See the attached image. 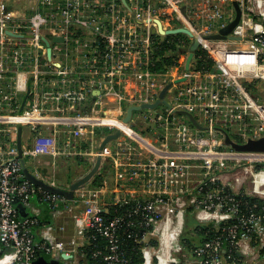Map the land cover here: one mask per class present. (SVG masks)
I'll use <instances>...</instances> for the list:
<instances>
[{
    "label": "built area",
    "instance_id": "obj_1",
    "mask_svg": "<svg viewBox=\"0 0 264 264\" xmlns=\"http://www.w3.org/2000/svg\"><path fill=\"white\" fill-rule=\"evenodd\" d=\"M36 1L27 21L18 22L16 13L0 0V131H16L17 124L35 131L38 125L54 123L67 126L74 136L91 138L96 128L109 133L120 130L124 141L115 153L107 145L102 151L97 148L88 153L91 158L99 156L101 162L110 159V181L75 190L73 201L80 210L74 221L79 234L87 240L89 233L92 240L103 242V248L92 256L99 257L101 264H128L122 247L126 239L139 247L142 264H160L156 254L161 245L159 228L179 216L177 244L170 254L173 260L164 262L178 264L182 262L185 215L190 213L197 222L211 223L220 230L195 250L197 264H264V211H254L255 204L239 198L264 199V151L234 150L224 144L218 131L222 128L237 143L264 135V0H237L242 15L230 34L239 39L204 38L230 21L225 5L232 0ZM246 2L249 6H244ZM254 11L261 21L254 20ZM158 13L187 27L192 38L198 39L199 48L213 60L215 70L193 68V58L188 70L184 59L180 68L161 73L151 70L152 30ZM48 34L64 39L58 50L63 64L53 60L51 43V59H43L46 46L42 37L50 42ZM78 34L85 38L79 40ZM69 61L80 72L77 79L91 81L100 91L85 111L74 103L86 99L91 91L88 87L63 94L43 90L49 75L62 84L67 82ZM8 73L13 74V90ZM127 75L138 85L133 95L121 89ZM28 76L33 85L30 106L15 112L12 101L19 90H26ZM179 78L185 80L174 83ZM168 82L173 83L167 91L169 97L165 94L170 107L161 104L159 115L144 116L151 131L137 130L130 121L123 122L124 116L107 109L108 98L131 105L153 102ZM52 96L72 101L69 107L75 114L44 112L42 103L50 102ZM176 110L191 113L203 128L195 127ZM31 153L55 155V136L35 135ZM194 169L202 170L203 177L191 186ZM37 194L52 210L67 200L23 177L14 145L0 148V264H31L40 252L56 257L68 254L67 248H76L74 238L65 243L44 234L42 240H34L32 227L38 222L39 210L31 199ZM15 202L30 214L20 219ZM8 248L11 251L4 252ZM7 256L9 261L3 263Z\"/></svg>",
    "mask_w": 264,
    "mask_h": 264
},
{
    "label": "crops",
    "instance_id": "obj_2",
    "mask_svg": "<svg viewBox=\"0 0 264 264\" xmlns=\"http://www.w3.org/2000/svg\"><path fill=\"white\" fill-rule=\"evenodd\" d=\"M155 5L157 2L154 3ZM37 7V1L31 0V4L29 6V14L20 13L22 15V18H17L19 21L25 22L26 17L30 16V14L36 9ZM158 19L161 21L163 28H172L173 26H176L173 24V19L165 14L158 13L157 14ZM157 32L155 31L156 34ZM165 37V36H164ZM48 38L50 40V43L52 45V48L54 49V56H52L53 60L59 61L63 64V57L61 55V52L59 47H62L61 43H63L64 39L60 35H54V34H48ZM55 38H58V40H54ZM85 38V36H79L78 39L82 40ZM163 39V38H161ZM186 55L182 58V60L186 59ZM46 61H48L47 56L45 54V57L43 58ZM69 61L68 62V68L70 69V73L67 76V82L65 84H62L60 82V79L57 77H54V75H49L44 80L46 86L44 87V92L48 93H56V92H63L69 91V90H75L77 87L83 91V87H88L91 89L90 94L85 92V98L83 101L78 102L75 101L76 108H79L80 106L85 111L92 103L93 101L100 95V91L97 90L95 85L91 81H87L86 79H77L81 76L79 75L80 72L77 70L78 68H74V63ZM183 64V63H182ZM185 64V61H184ZM77 70V71H76ZM8 75H12L11 77V89L12 88V81H13V74L8 73ZM82 82V85H77L74 82ZM123 85L121 86L122 92L124 94H135L138 90L137 82L134 80L133 76L127 75L123 80ZM158 86L160 83L157 84ZM26 90H19L16 94L15 98L12 101V110L15 112H22L25 109H27L30 106L31 100H32V81L31 76L27 78V81L25 83ZM29 91V92H28ZM31 91V92H30ZM59 93V94H61ZM55 94H53L54 96ZM170 95V92H166V97L168 98ZM50 97L49 101H44L45 103H42V107L44 109V112H46L49 115H60V114H75L76 111L73 109H70L69 105L72 101L68 100L67 98H64V96L59 98H53ZM157 97H153V100H155ZM108 101H106V105L108 106L107 109L112 114L118 115V116H125L126 109L129 104L128 102H123V104L118 103L116 101H113L112 99L108 98ZM73 103V102H72ZM79 104L80 106L78 107ZM160 107V106H158ZM155 109V108H154ZM163 110V109H162ZM159 111H161V107L159 110L153 111V109H142L138 110L132 113L131 119H130V125H132L135 129H138L136 126H134V120L138 117H144V116H156L159 115ZM26 127V133H24L22 129L21 134V144H22V150H23V156L25 159V165L28 168L30 172H32L37 177L41 178L48 184L54 183L56 187L68 189L70 184L75 180L76 177L79 175L85 173L89 167L93 163V158L85 155L86 153H89V149L93 148L94 143L99 140V143L103 136L107 133H109L108 129H102V128H96L94 130V135L91 136H74L72 133V130L69 129L67 126L62 124H54V123H45L38 125L36 127L35 131H32L29 126H23ZM151 127V126H150ZM99 130V133H97L96 130ZM103 130V133L100 132V130ZM107 131V132H106ZM35 135H46V136H55L56 138V147H57V153L55 155L51 154H40V155H32L31 149H32V143L33 138ZM96 141V142H95ZM122 141H124V137L120 136L118 139L111 141V145L107 144V147L110 152L115 153L118 149V146L121 144ZM16 131L11 130L8 134L1 133L0 131V148H6L9 145H14L16 147ZM99 145V144H98ZM91 160V161H90ZM102 165H100V174L103 175L100 177V181L98 184L92 183V179L85 185L88 186H101L105 184V181H110L111 179V161L109 158H105L102 160ZM75 197V191L73 195V199ZM72 200H66V203L58 202V206L56 209L52 210L50 209L44 202H40L37 200V198H32L31 203L33 206L37 207L39 210L38 213V219L39 222L37 225H35L32 228V233L35 241H40L43 239L44 234L51 235L57 240H62L65 243L70 241V239L74 238L77 241L76 248L69 249L67 248L66 251L68 254L61 253L56 257H52L47 254H40L39 256H43L46 260V264H87L85 257H84V245H86L87 240L85 237L83 238L78 231L77 226L75 225L74 221V215L79 212L80 208L79 206H76L74 204V201ZM16 208L18 209V217L24 218L30 214V210L25 208L24 206V215H21L19 213V208L17 206V203L15 204ZM67 206V208H65ZM69 247V246H67ZM71 248V247H70ZM64 255L66 258L62 257ZM38 256V257H39ZM52 261V262H51Z\"/></svg>",
    "mask_w": 264,
    "mask_h": 264
},
{
    "label": "water",
    "instance_id": "obj_3",
    "mask_svg": "<svg viewBox=\"0 0 264 264\" xmlns=\"http://www.w3.org/2000/svg\"><path fill=\"white\" fill-rule=\"evenodd\" d=\"M231 4H232L233 10H234L233 18L224 27L220 28L216 33L205 35L204 38H207V39H239V37L232 36L230 33L233 31L235 26L239 23V21L241 19V15H242V10H241L237 0H232ZM154 23L156 24V28L153 29L152 32L155 33V31H156L157 34H159L161 38H164V36L169 35V34H177V33H182V34H185V35L192 38V33L185 26H177L176 25L173 28H169V29L163 28L161 21L157 18L154 19ZM54 40H58V38H55ZM42 41L44 42V44L46 46V56L48 59H51L50 42L45 37H42ZM198 48H199L198 39L192 38V42L189 45V47L182 49V51L187 52V56H186L185 64H184V68L186 70L189 69L190 62L193 58L194 51ZM184 80H185L184 78H179V79H176L174 81V83L182 82ZM172 84H173L172 82H168L167 84H165L160 89V91L157 95V98L153 102H145V103H141L138 105L128 106V108L126 109V112H125V116L122 119L123 122L124 123L129 122L131 119L132 113L135 111H138V110L154 109L161 104H163L166 107H170V105L168 104V102L165 99V94L169 90V88L171 87ZM175 112L178 114L186 115L188 117V119L190 120V122L195 127L199 128V129L203 128L200 124H198L196 122L194 116L191 113L184 111V110H176ZM22 129H23V126L21 124L16 125V144L15 145H16V149H17V157H18L19 162H20L21 173H22L23 177L26 180H28L32 185L40 187L41 189H43L46 192L62 195L67 200H72L73 195H74V191L81 188L85 184H87L92 179L95 172H97L99 170V167L101 164V158L99 156H97L95 161L89 167V169L85 173L76 177L75 180L70 184L68 189H63V188H59V187L52 186V185L48 184L47 182H45L41 178L34 175L32 172H30L25 165V159L23 156V150H22V144H21ZM218 131H220L223 134L224 144L230 146L234 150H237V151H264V135L257 138V139H248L245 143H237V142L233 141L231 139V137L229 136V134L226 131H224L222 128H218ZM100 132L103 133V130L101 129ZM119 136H120V130L119 129H116L113 132L105 134L103 136V138L101 139L99 145H98V150L102 151L109 142L116 140ZM16 203H17V206L19 208V213L21 215H24V213H23L24 207L22 206V204L15 202V204ZM11 249L12 248L5 249L4 252H9V251H11ZM62 257L66 258L64 255H62ZM46 263H47V260L43 256H39L36 260L31 262V264H46ZM17 264H24V263L20 262Z\"/></svg>",
    "mask_w": 264,
    "mask_h": 264
},
{
    "label": "trees",
    "instance_id": "obj_4",
    "mask_svg": "<svg viewBox=\"0 0 264 264\" xmlns=\"http://www.w3.org/2000/svg\"><path fill=\"white\" fill-rule=\"evenodd\" d=\"M174 25H178V21L173 20ZM153 65L150 67L151 70L161 73L165 72L171 67L180 68L182 58L186 55L185 51L182 49L189 47L190 42L186 38L185 34H169L161 39L159 34H153ZM193 68L199 69L202 71H213L215 67L213 65V60L208 57L205 51L198 48L194 51L193 54ZM160 107H156L153 111L159 110ZM161 111L162 108H161ZM151 131L149 126L143 131ZM101 174L97 173L92 179V183L98 184L100 181ZM34 198H37L40 202H44L50 209V205L47 201H44L40 198V195L37 194ZM239 198L242 201H248L249 204H255L254 211L263 212L264 211V199L258 197H248V198ZM248 204V205H249ZM119 213L123 212V209H118ZM115 212V211H114ZM117 212V211H116ZM38 219V218H37ZM39 222V219H38ZM37 222V224H38ZM36 224V225H37ZM35 226V225H34ZM33 226V227H34ZM32 227V228H33ZM212 225L199 223L195 220L192 214L186 213L183 230L180 238V243L182 246V261L195 260V250L200 247L204 241L214 238L220 233V230L215 229ZM87 244L84 245V257L87 264H101L99 257H93L92 253L96 249L103 248V242L94 241L91 239L90 234L87 233ZM123 251L125 252L126 257L129 259L128 264H142V255L140 249L135 244L131 243L129 240L123 239L122 241ZM261 252L264 253V248L261 249ZM43 254L42 252L39 253Z\"/></svg>",
    "mask_w": 264,
    "mask_h": 264
},
{
    "label": "rangeland",
    "instance_id": "obj_5",
    "mask_svg": "<svg viewBox=\"0 0 264 264\" xmlns=\"http://www.w3.org/2000/svg\"><path fill=\"white\" fill-rule=\"evenodd\" d=\"M6 4V6L8 7V9L12 10L13 12L16 13V16L18 18H22V15L20 13H25V14H29V6L31 4V0H3ZM249 2H246L244 6H249ZM226 13L229 15L230 20L233 18L234 16V10L232 7L231 2H228L226 5ZM185 8V7H184ZM256 13V14H255ZM252 16L254 17L255 21H261L262 17L257 13V11H254V13L252 14ZM29 16L26 17V20L28 19ZM21 22V21H18ZM182 34V33H181ZM186 38H188V41L192 42V38L186 35ZM134 126H136L138 129H141V131H144L148 126H151L148 122H146V120L144 119V117H138L134 120ZM2 127L7 128L8 126H4L3 124H1ZM23 131L24 133H26V127H23ZM97 133H99V130H96ZM107 132V131H106ZM231 134V133H230ZM232 135V134H231ZM221 136V135H220ZM235 139V138H233ZM96 142V141H95ZM98 144H99V140H97L96 143H94L93 148L89 149V152H97V148H98ZM111 145V143L109 144V146ZM88 153H86L85 155H87ZM89 157H91L90 155H87ZM91 161V160H90ZM100 170H98L94 176L92 177V179L95 177V175H97V173H99ZM103 175H101L102 177ZM191 186H194L198 181H200L203 177L202 174V170L200 169H194L191 171ZM177 225L180 228V218L177 220ZM205 224V223H203ZM208 225H212L211 223H207ZM181 244V243H180ZM176 245L170 246L168 251L169 254H171L175 249ZM182 254V252H181ZM171 256V255H170ZM182 258V257H181ZM173 260V259H172ZM178 264H197L195 260H188V261H182Z\"/></svg>",
    "mask_w": 264,
    "mask_h": 264
},
{
    "label": "bare ground",
    "instance_id": "obj_6",
    "mask_svg": "<svg viewBox=\"0 0 264 264\" xmlns=\"http://www.w3.org/2000/svg\"><path fill=\"white\" fill-rule=\"evenodd\" d=\"M256 14V13H255ZM97 157V156H96ZM96 157L93 158L95 161ZM93 161V162H94ZM96 173V172H95ZM177 218H173L171 220H168L164 224H162L159 228V234L160 236V248L157 249V256L160 260V264H164V262L172 261V258L169 254V247L176 245L177 243V235L179 233V227L177 220L180 218L179 216H174ZM10 259L9 256L5 257L2 262L6 263Z\"/></svg>",
    "mask_w": 264,
    "mask_h": 264
}]
</instances>
